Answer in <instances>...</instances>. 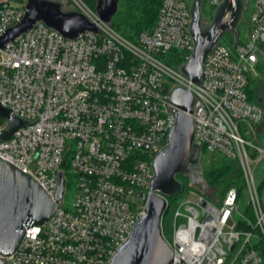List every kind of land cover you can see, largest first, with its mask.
Returning a JSON list of instances; mask_svg holds the SVG:
<instances>
[{
	"label": "built area",
	"instance_id": "2783aa9c",
	"mask_svg": "<svg viewBox=\"0 0 264 264\" xmlns=\"http://www.w3.org/2000/svg\"><path fill=\"white\" fill-rule=\"evenodd\" d=\"M74 1L98 32L69 39L37 22L0 48V103L21 118L38 117L0 140V157L32 174L51 197L57 169L65 178L53 216L27 228L4 264H107L143 212L152 158L174 121L168 98L175 84L189 85L194 96L190 115L201 152L237 162L252 215L239 226L236 187L215 203L190 185L174 200L171 238L164 237L172 264L178 257L186 264H264V185L256 176L264 180V106L247 92L264 43V0L251 2L248 31L231 45L220 38L204 57L201 83L190 84L168 58L180 52L186 61L193 48L192 0H159L153 27L135 40ZM220 1L201 0L204 23L203 8L214 11ZM24 2L0 0V35L22 18ZM7 123L0 117V130ZM67 166L77 178L68 203Z\"/></svg>",
	"mask_w": 264,
	"mask_h": 264
},
{
	"label": "water",
	"instance_id": "95a60500",
	"mask_svg": "<svg viewBox=\"0 0 264 264\" xmlns=\"http://www.w3.org/2000/svg\"><path fill=\"white\" fill-rule=\"evenodd\" d=\"M244 1H220L208 23L203 22L201 0L191 1L188 32L193 48L186 61L178 67L189 78V84L190 81L201 83L204 57L226 32L231 34L234 43L237 42ZM118 3L119 0H96L94 10L101 21L111 24ZM37 22H43L69 39L84 31L98 32L95 23L81 11L63 9L61 0H25L22 18L0 35V48ZM168 101L173 106L170 110L174 121L170 123L166 144L152 158L154 175L149 181L143 212L137 213L126 240L114 249L107 264H172L173 251L162 232L166 197L181 192L182 182L177 175L187 177L190 185L202 191L207 187L199 164L201 148L195 140L193 117L190 115L194 96L189 85L183 88L175 84ZM0 117L8 121L0 130V140L10 138L19 127L38 119L29 120L11 114L9 105L1 103ZM56 175L59 181L51 197L32 174L0 157V264H4L5 257L17 250L27 228L48 221L59 207L65 178L61 169H57ZM180 261L183 260L178 257L175 264Z\"/></svg>",
	"mask_w": 264,
	"mask_h": 264
},
{
	"label": "trees",
	"instance_id": "16d2710c",
	"mask_svg": "<svg viewBox=\"0 0 264 264\" xmlns=\"http://www.w3.org/2000/svg\"><path fill=\"white\" fill-rule=\"evenodd\" d=\"M82 1L85 2V4H88L89 7L94 8L96 0ZM159 4V0H119L118 9L111 18V26L127 39L135 40L139 32L150 30L153 27L157 17ZM239 31L238 24V34ZM222 42L230 45L232 43L231 35L229 34V36L223 37ZM262 54H264V43H262ZM169 55L168 62L174 67L181 65L185 61L186 55L184 53L171 52ZM254 85L255 80H250L249 78L247 85L248 96L251 101L261 105V98H257L258 92L254 88ZM203 177L208 186H219V194H221V196L228 188L236 187L239 197H242V193L239 192L242 189L243 181L241 170L236 161L226 158L221 164L214 166L209 170H203ZM177 178L182 182V190L180 194L169 196V202L178 196H181L190 187L187 177L177 175ZM261 181V185H264V180ZM258 244L261 245L262 250H264V245H262L260 239L258 240Z\"/></svg>",
	"mask_w": 264,
	"mask_h": 264
},
{
	"label": "rangeland",
	"instance_id": "374dc122",
	"mask_svg": "<svg viewBox=\"0 0 264 264\" xmlns=\"http://www.w3.org/2000/svg\"><path fill=\"white\" fill-rule=\"evenodd\" d=\"M61 1L63 2V9H65V10L76 7V3L74 0H61ZM251 2H253V0H247L246 1L247 7H245V10L243 11L242 19L239 22V30H240L239 34H240V36H243L246 33V31H248V29H249L248 28V20H249L251 11H252V8L250 5ZM19 3H21L20 0H10V4L13 6L18 5ZM86 5H88V4H86ZM212 12H213L212 9L210 10L206 7L203 8V15L208 20L211 19ZM229 34L230 33L226 32L221 37V42H222V38L229 36ZM258 63H257L258 65L256 66L255 70L253 71V73L250 76V80H255L254 88L258 92L257 98H259V97L261 98V105L264 106V54L261 53L260 60ZM225 159H226V157L224 156V154L217 151V150H205V151L201 152V154H200L199 164H200L202 170H209L212 167L221 164ZM236 167H235V169H236ZM67 171H68L67 178H68L69 185H68V188H67L66 194H65V202L66 203H68L70 200H72L73 195L76 192V183H77L76 176H73V174L70 170V167H68V166H67ZM256 176H257V182H258L259 186H262L261 185V183H262L261 175H260L259 171L257 172ZM195 187H197V186H195ZM241 188L242 189L239 193L243 194L244 184L242 185ZM219 189H220L219 186H208L207 185L206 189L204 190L205 196L208 199L212 200L213 202L218 203L220 198H221V194H219ZM178 194H180V193H178ZM175 199H173L172 201L169 202V204H168V206L164 212L163 219H162V221H163V223H162L163 234H164V237L167 239L171 238V234H172V230H173L174 212L177 208V203L174 201ZM237 206H238V210L235 213V218L237 221H239L238 222L239 226H245L246 222L244 220L245 219L244 217H246V218L251 217L252 210H251L249 204L247 203L245 197H241L239 199ZM240 220H241V222H240Z\"/></svg>",
	"mask_w": 264,
	"mask_h": 264
}]
</instances>
